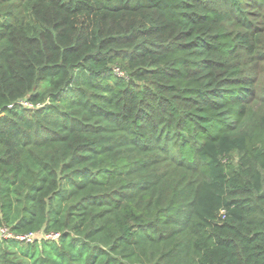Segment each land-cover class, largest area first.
<instances>
[{
  "label": "trees",
  "instance_id": "16d2710c",
  "mask_svg": "<svg viewBox=\"0 0 264 264\" xmlns=\"http://www.w3.org/2000/svg\"><path fill=\"white\" fill-rule=\"evenodd\" d=\"M4 228L0 264H264V0H0Z\"/></svg>",
  "mask_w": 264,
  "mask_h": 264
},
{
  "label": "built area",
  "instance_id": "2783aa9c",
  "mask_svg": "<svg viewBox=\"0 0 264 264\" xmlns=\"http://www.w3.org/2000/svg\"><path fill=\"white\" fill-rule=\"evenodd\" d=\"M1 232H3V235L0 238H10L12 237V234L7 230V229H0ZM42 237H46L48 239L51 240H57L58 239V235L57 234H49L46 236H43L42 234H30V235H26V236H22V237H17L20 241H33L35 238H42Z\"/></svg>",
  "mask_w": 264,
  "mask_h": 264
},
{
  "label": "rangeland",
  "instance_id": "374dc122",
  "mask_svg": "<svg viewBox=\"0 0 264 264\" xmlns=\"http://www.w3.org/2000/svg\"><path fill=\"white\" fill-rule=\"evenodd\" d=\"M3 235V232L0 231V237Z\"/></svg>",
  "mask_w": 264,
  "mask_h": 264
}]
</instances>
